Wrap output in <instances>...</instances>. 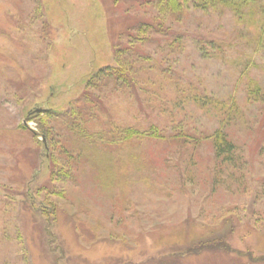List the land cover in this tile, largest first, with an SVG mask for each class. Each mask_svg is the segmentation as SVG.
I'll use <instances>...</instances> for the list:
<instances>
[{"label":"rangeland","instance_id":"1","mask_svg":"<svg viewBox=\"0 0 264 264\" xmlns=\"http://www.w3.org/2000/svg\"><path fill=\"white\" fill-rule=\"evenodd\" d=\"M154 1L0 0V264H252L248 253L264 255V105L245 101L247 76L264 84V44L230 11L190 6L177 28L182 51L173 55L162 37L151 51L182 83L237 101L241 116L224 127L243 153L237 177L223 172L217 181L213 144L204 136L219 121L190 103L174 109L171 124L145 100L110 94L119 120L148 116L167 124V134L182 130L201 140L147 141L133 150L143 164L130 170V183L106 187L98 166L87 163L75 181H53L43 138L21 128L38 108L68 110L92 74L116 66L117 46L155 14ZM27 123L38 130L34 118ZM40 206H57L50 224ZM209 239L234 251L185 250L177 258L168 249Z\"/></svg>","mask_w":264,"mask_h":264},{"label":"trees","instance_id":"2","mask_svg":"<svg viewBox=\"0 0 264 264\" xmlns=\"http://www.w3.org/2000/svg\"><path fill=\"white\" fill-rule=\"evenodd\" d=\"M151 3L156 9L155 14L149 20L139 22L134 32L126 36V41L117 46L116 66H106L92 74L84 91L70 103L68 110L49 108L31 112L27 122L34 118L38 130L29 127L27 122L21 124V128L36 139L43 138L40 142L49 152L53 181H75L87 163L92 168L98 166L100 172L95 176L105 187L108 182L118 185L130 183V170L139 171V164H143V155L133 151L137 146L154 139L199 145L200 137L196 140L182 130L167 134V124L161 126L148 121V116L134 122L119 120L114 110L117 104L108 100L116 91H122L129 97L136 96L139 101L145 100L151 113L170 118L171 124L178 121L173 116L174 109L183 111L188 103L213 111L219 127L204 138H209L213 144L217 181H221L220 173L227 172L229 177H237V173L244 172L243 153L224 128L241 116L237 101L219 99L195 83H182L161 66L162 58L154 56L151 48L157 44L156 37H162L172 54L182 51L183 34L177 28L190 6L204 12L230 11L237 23L254 32L253 39L257 43L264 44V0H155ZM211 42L223 44L218 40ZM245 101L264 105V84L251 76H247L245 84ZM137 177L149 184L147 176ZM31 201L34 207V199ZM40 207L39 212L50 224L56 218L57 206L52 211L45 208L48 204ZM209 240H200L198 244L185 248V244H176L168 249L178 251L173 252L177 258L185 250L184 256L200 254L206 249L234 251L224 242L215 244L219 242L217 239ZM248 254L252 264H264V255Z\"/></svg>","mask_w":264,"mask_h":264},{"label":"water","instance_id":"3","mask_svg":"<svg viewBox=\"0 0 264 264\" xmlns=\"http://www.w3.org/2000/svg\"><path fill=\"white\" fill-rule=\"evenodd\" d=\"M41 110V108H38V109H36V110H34L35 112H38V111H40ZM26 122V121H25Z\"/></svg>","mask_w":264,"mask_h":264}]
</instances>
